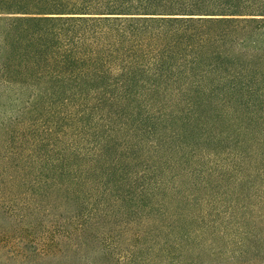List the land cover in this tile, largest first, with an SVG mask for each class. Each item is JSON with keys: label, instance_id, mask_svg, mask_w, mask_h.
I'll return each instance as SVG.
<instances>
[{"label": "trees", "instance_id": "obj_1", "mask_svg": "<svg viewBox=\"0 0 264 264\" xmlns=\"http://www.w3.org/2000/svg\"><path fill=\"white\" fill-rule=\"evenodd\" d=\"M0 211L25 264H264V0H0Z\"/></svg>", "mask_w": 264, "mask_h": 264}, {"label": "rangeland", "instance_id": "obj_2", "mask_svg": "<svg viewBox=\"0 0 264 264\" xmlns=\"http://www.w3.org/2000/svg\"><path fill=\"white\" fill-rule=\"evenodd\" d=\"M20 226H23V222H18L15 218L9 217L0 211V231L4 230L8 238L16 240V238L21 234L16 228H19ZM23 242L24 241L21 240V243ZM10 244L11 242L1 244L0 264H25V249H23V252H21L20 254L13 255L9 249Z\"/></svg>", "mask_w": 264, "mask_h": 264}]
</instances>
